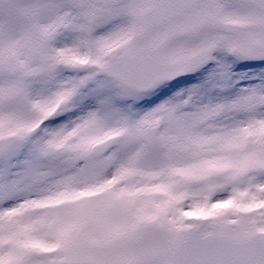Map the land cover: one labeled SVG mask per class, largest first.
I'll return each mask as SVG.
<instances>
[{
    "label": "snow or ice",
    "instance_id": "1",
    "mask_svg": "<svg viewBox=\"0 0 264 264\" xmlns=\"http://www.w3.org/2000/svg\"><path fill=\"white\" fill-rule=\"evenodd\" d=\"M0 264H264V0H0Z\"/></svg>",
    "mask_w": 264,
    "mask_h": 264
}]
</instances>
